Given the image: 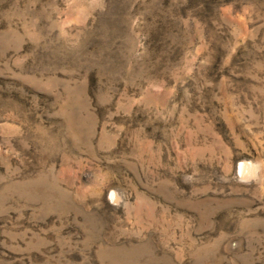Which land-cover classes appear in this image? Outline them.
Wrapping results in <instances>:
<instances>
[{"label": "rangeland", "instance_id": "rangeland-1", "mask_svg": "<svg viewBox=\"0 0 264 264\" xmlns=\"http://www.w3.org/2000/svg\"><path fill=\"white\" fill-rule=\"evenodd\" d=\"M0 264H264V0H0Z\"/></svg>", "mask_w": 264, "mask_h": 264}, {"label": "bare ground", "instance_id": "bare-ground-1", "mask_svg": "<svg viewBox=\"0 0 264 264\" xmlns=\"http://www.w3.org/2000/svg\"><path fill=\"white\" fill-rule=\"evenodd\" d=\"M247 170V167L245 164H242V167H241V173L244 174V172Z\"/></svg>", "mask_w": 264, "mask_h": 264}]
</instances>
